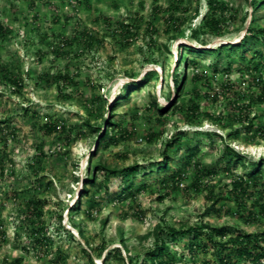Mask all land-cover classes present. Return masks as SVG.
Listing matches in <instances>:
<instances>
[{"label": "rangeland", "instance_id": "1", "mask_svg": "<svg viewBox=\"0 0 264 264\" xmlns=\"http://www.w3.org/2000/svg\"><path fill=\"white\" fill-rule=\"evenodd\" d=\"M217 1L230 8L225 32L195 39L192 31L203 25L208 0H186L175 13L173 0H0V264H123L108 257L115 248L123 251L121 232L140 264L158 226L208 223L232 236L264 232V216L245 224L233 215L231 184L247 170L229 164L225 154L228 146L264 172V139H254L264 125V102H258L264 60L258 71L254 61L258 51L264 57V43L250 40L248 51L227 49L204 58L184 52L187 62L199 64H176L185 46L214 49L247 35L253 0ZM122 24L132 25L131 33L122 32ZM256 26L264 28V19ZM184 74L176 90L174 79ZM59 76L68 79L57 81ZM138 82L145 83L111 117L115 99ZM246 118L256 125L250 134ZM111 119L133 136L98 151L86 122L107 126ZM47 123L58 131L48 134ZM178 134L186 143L168 148ZM191 152L201 171L215 175L204 177L197 191L199 171L191 168L179 189L164 187L169 173L156 167L164 154L178 170ZM100 159L113 169H143L128 184L110 176L106 185L105 173H98V184L82 198V181ZM130 185L132 193L120 199ZM217 199L220 213L212 209ZM255 200L260 195L249 204ZM31 202L40 205L39 217L28 213ZM41 227L45 245L36 241ZM168 242L177 264L213 259L211 251L193 256L190 237ZM129 255L123 251L126 264Z\"/></svg>", "mask_w": 264, "mask_h": 264}, {"label": "trees", "instance_id": "2", "mask_svg": "<svg viewBox=\"0 0 264 264\" xmlns=\"http://www.w3.org/2000/svg\"><path fill=\"white\" fill-rule=\"evenodd\" d=\"M186 2V0H173L171 5L173 13L181 11V6ZM252 5L256 9L254 14L252 15V26L248 29L247 35L236 44H226L218 46L214 49H197L192 46H185L181 49V57L177 58L176 64L184 63L186 67H188L189 63L197 66L199 62L197 60H192L191 62H187L184 59L183 53H189L190 55H194L196 58H204L209 54L216 53L218 56L226 51L227 49L230 51L237 50H247V44L250 40L255 41L256 43H264V28H259L256 26L264 19V14H259V12H264V0H253ZM208 13L203 17V25L200 30H193L192 34L195 39H200V37L204 35H213V36H222L226 29L227 24V15L230 13V8L224 2H220L217 0H208ZM198 15V10L196 11V15ZM171 21L175 20L173 14L170 16ZM176 22V20H175ZM180 24H184L181 22ZM133 26L132 25H121L122 32L131 33ZM178 29V33L181 32L180 28ZM264 57L260 51L255 53L254 61L260 62V64L255 68L256 71L260 69L259 67L263 66L262 61ZM185 74L181 79L175 77L174 79V87L176 90H179L182 81L184 80ZM67 80V77L59 76L56 80ZM149 79V78H148ZM194 79H198L196 76ZM259 83H261V95L258 98V102H264V82L262 77L258 78ZM145 82L135 83V90H126L120 96H118L115 101L110 106V112L112 113L111 117H114V113H116L117 109L123 104V101H127L131 99L132 92L139 89ZM149 83V82H148ZM153 110H157L155 107V103L152 104ZM199 106L195 105L193 107L194 113L199 112ZM107 126L103 125H92L89 121L86 122V127L89 131L96 136L97 140V150L99 151L102 146H111L118 145L121 142H126L132 138L133 132H129L125 126L113 119L108 121ZM245 130L250 134L255 129L256 125L254 120L246 118L245 122ZM45 130L48 134H53L58 131L57 124L47 123L45 126ZM238 135V132L235 133V136ZM261 137L264 139V125L262 128H258V130L254 133V139ZM182 134L176 135L174 138L170 140L166 146L170 149L175 146L180 147L182 144L186 143L184 141ZM226 158L229 159V164L242 165L246 170V174L243 177L236 178L232 181V189L230 191L231 198L230 200L236 205L237 212L233 215L237 216L241 221L245 224H254L258 222L261 216H264V203L262 199H264V172L262 170L261 165L248 164L246 159L240 154L231 150L228 146L225 148ZM196 157L195 152H191L187 157H185L182 161L181 169L174 170L172 168V160L168 158L166 154H164V161L160 162L156 167L159 172L169 173L162 185L164 187H172L173 189H179L180 185L186 180L188 176V171L191 168L198 170L195 175L196 182L193 184V188L195 190H199V185L201 180L204 177H213L216 172L213 170H205L201 171L200 165L194 163ZM89 176L82 181L83 188V196L82 198L88 197L90 195V188L94 187L98 184V173H105L106 178L104 182H109L110 176H121L123 182L128 184L131 179L136 177L140 170L143 169L141 165L135 164L123 169L110 168L102 163V160H98L93 162L90 165ZM231 171V170H229ZM90 187V188H89ZM133 185L128 186L124 190H122L120 199L122 197H128L132 193ZM147 189V185H144L140 188L139 192H144ZM258 189H262V191H258ZM259 193V194H258ZM260 195L261 200H255L252 204H249V201L252 200L255 196ZM220 200H214L212 205L213 211L220 213V210H216V205H218ZM40 205H37L35 202H31L28 213L31 216L39 217L40 214ZM75 211V210H73ZM45 227L39 228L37 230L38 239L36 240L39 244L45 245L48 242V238L46 237ZM154 242L150 249L144 252L142 258H139L140 264H177L178 257L176 254L172 253V249L169 245L168 240L171 242H177L180 237H190V253L193 256H196L197 253L202 252L204 254H208V252H212L213 259L210 261L203 262V264H264V232L261 233H240L236 236H232L229 233L228 228L221 227L217 228L212 226L211 224H198L194 226L182 227L180 229L167 227L163 228L158 226L153 232ZM80 238L84 241L85 236L80 231ZM120 242L122 243V248L125 253L128 255L129 250L126 247L125 241L123 239V233L121 232ZM88 244V241H86ZM123 251L121 248H115L108 254V257L116 256L120 260L123 261V264H126V261L123 257ZM90 257L91 263H93V259L91 255ZM180 261H183L181 259ZM127 264H135L133 259L129 255V260Z\"/></svg>", "mask_w": 264, "mask_h": 264}]
</instances>
